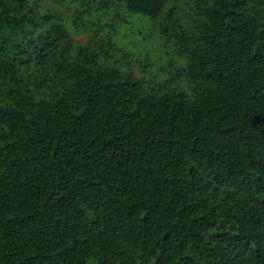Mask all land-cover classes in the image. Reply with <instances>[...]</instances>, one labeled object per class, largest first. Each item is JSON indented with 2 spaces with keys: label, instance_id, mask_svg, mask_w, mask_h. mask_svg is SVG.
<instances>
[{
  "label": "trees",
  "instance_id": "trees-1",
  "mask_svg": "<svg viewBox=\"0 0 264 264\" xmlns=\"http://www.w3.org/2000/svg\"><path fill=\"white\" fill-rule=\"evenodd\" d=\"M93 1L174 69L0 0V264H264V0Z\"/></svg>",
  "mask_w": 264,
  "mask_h": 264
},
{
  "label": "rangeland",
  "instance_id": "rangeland-1",
  "mask_svg": "<svg viewBox=\"0 0 264 264\" xmlns=\"http://www.w3.org/2000/svg\"><path fill=\"white\" fill-rule=\"evenodd\" d=\"M43 3L55 12H60L64 20L70 27L71 20L77 15L84 20L86 25L92 30H98L107 36H112L116 49L110 50L112 60L119 64L130 66L136 76L156 77L162 80L174 69L167 65L166 60L172 57L168 47L161 46L158 35L152 31V21L148 16L134 13L129 16L123 9L118 10L119 15H115L112 9L99 7L92 0L90 6L81 4L80 0H42ZM79 10V11H78ZM143 19L144 23L136 19ZM71 28V27H70ZM72 29V28H71ZM76 40L86 42L88 32L75 34ZM169 50V53H166ZM156 59L160 64H156ZM166 60V61H165Z\"/></svg>",
  "mask_w": 264,
  "mask_h": 264
}]
</instances>
